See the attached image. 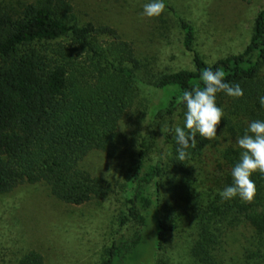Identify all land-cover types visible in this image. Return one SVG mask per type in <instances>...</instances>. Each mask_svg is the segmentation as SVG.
<instances>
[{"label": "trees", "instance_id": "trees-1", "mask_svg": "<svg viewBox=\"0 0 264 264\" xmlns=\"http://www.w3.org/2000/svg\"><path fill=\"white\" fill-rule=\"evenodd\" d=\"M163 3L178 23L192 68L164 73L151 84L159 98L147 107L150 130L126 166L130 195L118 216L119 228L131 223L135 231L112 241L103 264H122L149 219L155 225V253L168 232L189 221L195 234L192 256L199 264H224L218 254L234 223L245 224L264 244V175L251 177L257 187L253 203L239 197L222 200L219 195L233 183L231 171L242 151L237 138L250 122L264 121V7L254 19L246 47L208 64L194 48V27L167 0ZM72 18L68 0H39L16 11L0 8V194L24 184H44L64 204L100 202L109 194V185L82 170L80 163L92 151L109 158L129 152L119 123L137 97L140 61L131 42L113 27L79 25ZM208 68L222 70L225 81L239 84L243 91L238 99L223 92L216 96L224 113L218 130L232 144L211 172L202 160L209 140L198 135L196 147L180 161L174 132L177 117L183 121L180 127L185 123L183 92L202 88L201 72ZM158 128H164L160 147ZM169 174L171 209L161 202L166 188L161 181ZM163 206L166 213L160 217ZM152 207L153 213L145 217ZM18 264L44 263L39 253L28 251Z\"/></svg>", "mask_w": 264, "mask_h": 264}, {"label": "rangeland", "instance_id": "rangeland-1", "mask_svg": "<svg viewBox=\"0 0 264 264\" xmlns=\"http://www.w3.org/2000/svg\"><path fill=\"white\" fill-rule=\"evenodd\" d=\"M36 1L39 0H0V8L16 11L22 4ZM68 1L73 7V22L113 27L122 39L131 42L140 61L136 73L137 97L119 123L121 132L129 140V152L109 158L101 151H92L80 163L82 170L109 185V194L100 202L80 206L64 204L44 184H24L0 194V264H18L28 251L39 253L44 264H103L113 240L134 234L135 226L131 223L118 227V216L126 210L130 195L126 166L137 152L140 138L150 130L147 107L158 102L159 94L151 84L164 73L192 68V58L181 46L176 19L166 10L159 18L143 15V6L152 0ZM167 2L194 27V48L208 64L240 53L246 47L254 19L264 7V0ZM182 124L181 117H177L176 127ZM156 131L157 147H160L164 128ZM230 144V138L220 130L217 139L208 141L202 157L208 172L221 164ZM151 156L156 158V152ZM169 178L171 174L161 181L166 187L161 202L171 209ZM153 210L150 208L144 216L149 217ZM160 211V217H164V206ZM194 239L193 222L187 221L182 229L168 232L155 253V225L149 219L139 243L122 264H199L190 250ZM218 257L224 264H264V244L245 224L237 222L225 236Z\"/></svg>", "mask_w": 264, "mask_h": 264}, {"label": "clouds", "instance_id": "clouds-1", "mask_svg": "<svg viewBox=\"0 0 264 264\" xmlns=\"http://www.w3.org/2000/svg\"><path fill=\"white\" fill-rule=\"evenodd\" d=\"M165 10L163 0H152L143 6V15L159 18ZM224 76L220 69H205L201 72L203 87H194L183 92L185 123L183 128L177 126L174 129L178 160L184 161L190 155L188 149L196 147L198 135L209 141L217 139L218 126L224 115L223 109L216 105L218 93L223 92L237 99L243 97L240 85L226 82ZM260 104L264 107V96L260 97ZM236 143L242 151L239 162L231 171L233 183L220 191L219 195L222 200L239 197L244 202L253 203L257 187L251 177L257 173L264 175V121L250 122L246 133L238 137Z\"/></svg>", "mask_w": 264, "mask_h": 264}]
</instances>
